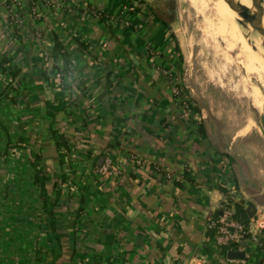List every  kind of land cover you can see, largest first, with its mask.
Wrapping results in <instances>:
<instances>
[{"label":"crops","instance_id":"crops-1","mask_svg":"<svg viewBox=\"0 0 264 264\" xmlns=\"http://www.w3.org/2000/svg\"><path fill=\"white\" fill-rule=\"evenodd\" d=\"M128 8L0 1V264H53L33 164L51 187L63 147L79 194L60 185V216L84 195L70 264H264V216L244 246L215 247L208 223L227 197L251 200L232 155L173 95L180 53L169 27L145 2ZM102 156L109 174L99 172Z\"/></svg>","mask_w":264,"mask_h":264},{"label":"rangeland","instance_id":"rangeland-1","mask_svg":"<svg viewBox=\"0 0 264 264\" xmlns=\"http://www.w3.org/2000/svg\"><path fill=\"white\" fill-rule=\"evenodd\" d=\"M144 1L152 16L169 27L180 53L176 83L181 94L196 107V118L206 124L214 142L234 156L233 168L239 184L245 185V199L264 204V65L262 72H251L236 50L226 55L207 45L200 30L202 19L188 0ZM244 31L252 42L264 44V36Z\"/></svg>","mask_w":264,"mask_h":264},{"label":"trees","instance_id":"trees-1","mask_svg":"<svg viewBox=\"0 0 264 264\" xmlns=\"http://www.w3.org/2000/svg\"><path fill=\"white\" fill-rule=\"evenodd\" d=\"M144 0H125L127 7H134L138 9L139 6L144 3ZM156 17V16H155ZM159 19V18H158ZM165 23L163 20L159 19ZM56 46L62 49V44L56 37ZM195 109L196 107L193 106ZM38 163L34 161V166L37 168L34 182L40 188V196L44 204L45 213L48 218L49 233L53 242V264H70L73 256L75 255V245L77 236V222L78 218L83 212L84 195L80 193L78 207L74 208L73 212L70 213L65 219L58 213V204L60 203L61 187L60 185L64 181V176L61 174L57 176V179H53L52 186L46 178L45 172L38 167ZM222 191L227 192L226 189L222 188ZM224 207L231 209L232 216L234 219L239 220L248 228L249 217L254 215L256 212L255 205L247 203L243 205L241 201H235L232 197H227ZM211 236H214L215 230L212 229L210 232ZM251 231L248 232V236ZM224 249V247H222Z\"/></svg>","mask_w":264,"mask_h":264},{"label":"bare ground","instance_id":"bare-ground-1","mask_svg":"<svg viewBox=\"0 0 264 264\" xmlns=\"http://www.w3.org/2000/svg\"><path fill=\"white\" fill-rule=\"evenodd\" d=\"M188 1L202 19L200 30L203 33L202 37L204 36V40L207 45L213 47L219 53L220 51H224L226 55L229 50H236V56L242 61L245 68L250 69L251 72H262L264 59L255 53L252 46L249 44V41L245 36L246 33L243 31L240 23L238 22L239 17L237 11L233 8V0ZM236 1L249 7L251 10H256L251 0ZM262 10L263 15L261 25L264 27V1L262 2ZM221 42L224 43V48H222ZM257 47L260 49L259 44ZM257 95L260 97V92ZM262 104L263 103L261 101V105Z\"/></svg>","mask_w":264,"mask_h":264},{"label":"built area","instance_id":"built-area-1","mask_svg":"<svg viewBox=\"0 0 264 264\" xmlns=\"http://www.w3.org/2000/svg\"><path fill=\"white\" fill-rule=\"evenodd\" d=\"M133 9L134 7L128 8L129 11H132ZM98 15L100 16L101 14L98 13ZM12 81H13L12 76L7 78V81L5 83L6 89H4L5 91L7 90L8 87H10V84H12ZM172 91H173L174 97L178 100V104L180 105V107H183L188 111L189 109L188 106L190 105L189 98L186 95L183 96L181 94L178 83L176 82L172 83ZM63 148H64L63 156H66V158L63 160L62 156L60 155L62 159L61 174L64 176L62 188L64 187L66 190H69L72 195L76 193L79 194V191H78L79 189L76 190V187L73 186V182L71 181V178H70L69 161H68L69 152L67 153L68 150L65 149V147ZM132 161L138 166H140V164L142 163V160L137 156H132ZM110 168H111V160H106V162L105 163L103 162V164L100 166L99 172L101 174H109ZM34 169H35V174H36L37 168L35 166H34ZM35 174H34V179H35ZM38 191L40 193L39 187H38ZM39 198H40V205H42V212L45 217L44 223L47 225V228H48L47 214L45 213L44 204L42 202L41 196ZM263 216L264 214L257 212L250 219L249 225L247 228L246 225H244L242 222L233 218L231 209L224 207L222 211V215L219 217V219L216 221L210 220V222L208 223V229L215 230L214 236H211L215 247L222 248V247L240 246V242L242 240H248L249 238L248 232L251 230L253 225H258V226L263 225V220H262ZM77 229L78 230L82 229V226L80 223H77Z\"/></svg>","mask_w":264,"mask_h":264},{"label":"water","instance_id":"water-1","mask_svg":"<svg viewBox=\"0 0 264 264\" xmlns=\"http://www.w3.org/2000/svg\"><path fill=\"white\" fill-rule=\"evenodd\" d=\"M252 4L255 6L256 10H251L249 7L244 6L240 3H238L236 0H233V8L237 11L239 20L238 22L240 23L241 28L244 30H248L249 32H256L262 36H264V27L261 25V19L263 15V10H262V2L264 0H251ZM246 33V32H245ZM247 40L249 41V44L252 46L253 50L262 58L264 59V54H263V49H264V44L260 45V49L257 47L258 42H252L249 38V36L246 34L245 35ZM263 47V49H262ZM229 159L231 163L233 164L234 158L231 157L230 155ZM105 160L104 156L99 158L98 163L100 165L103 164V161ZM222 215V211L220 212ZM241 245L246 244V240H242L240 242ZM244 252H237V251H229L227 253V257L230 259L234 258H243L244 257Z\"/></svg>","mask_w":264,"mask_h":264}]
</instances>
